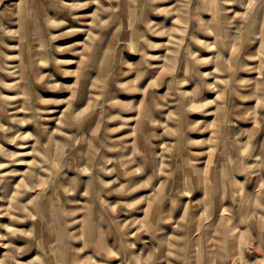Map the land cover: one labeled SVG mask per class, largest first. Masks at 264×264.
<instances>
[{
  "label": "rangeland",
  "instance_id": "374dc122",
  "mask_svg": "<svg viewBox=\"0 0 264 264\" xmlns=\"http://www.w3.org/2000/svg\"><path fill=\"white\" fill-rule=\"evenodd\" d=\"M0 264H264V0H0Z\"/></svg>",
  "mask_w": 264,
  "mask_h": 264
},
{
  "label": "bare ground",
  "instance_id": "6f19581e",
  "mask_svg": "<svg viewBox=\"0 0 264 264\" xmlns=\"http://www.w3.org/2000/svg\"><path fill=\"white\" fill-rule=\"evenodd\" d=\"M235 253L234 252H232V255H234Z\"/></svg>",
  "mask_w": 264,
  "mask_h": 264
}]
</instances>
